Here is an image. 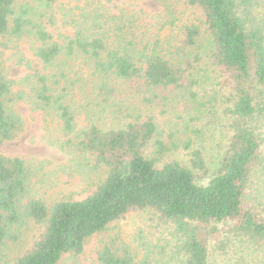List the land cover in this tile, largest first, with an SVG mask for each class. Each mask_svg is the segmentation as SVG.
I'll use <instances>...</instances> for the list:
<instances>
[{"label":"trees","instance_id":"16d2710c","mask_svg":"<svg viewBox=\"0 0 264 264\" xmlns=\"http://www.w3.org/2000/svg\"><path fill=\"white\" fill-rule=\"evenodd\" d=\"M55 1L40 0L47 8ZM16 2L0 0V38L20 37L30 24L27 9L15 13ZM186 4L201 21L182 26L178 45L161 36L176 26L175 18L156 32L138 16L101 5L81 12L73 22V35L61 43L35 27L41 44L34 55L43 72L30 78L29 94L12 93V83L0 68V142L13 139L21 129L20 118L7 106L13 100L52 113L67 135L74 134L76 115L83 110L86 128L66 143L94 169L105 170L82 199L47 206L28 197L26 163L0 154V251L17 238V226L29 221L42 226L11 264H59L64 257L81 254L93 235L139 211H150L168 224V238L162 244L154 234L138 233L132 243L118 244L114 238L100 247L98 264H214L213 252L224 255L229 245L238 259L240 253H255L253 263L264 264V255H256L264 254V0ZM202 28L215 71L209 94L197 90L199 57H186ZM158 90L180 92L199 119L206 116L208 126L220 133L225 144L214 170L207 165L203 141L176 144L160 138L153 116L129 103L139 94L151 105L154 97L143 95ZM95 106L104 113L108 109L112 119L121 114L127 121L117 127L100 124ZM179 146L188 153L186 164L164 158ZM150 148L154 157L146 155ZM239 264L249 263L244 256Z\"/></svg>","mask_w":264,"mask_h":264},{"label":"rangeland","instance_id":"374dc122","mask_svg":"<svg viewBox=\"0 0 264 264\" xmlns=\"http://www.w3.org/2000/svg\"><path fill=\"white\" fill-rule=\"evenodd\" d=\"M166 6H164V5ZM105 5L112 12L125 10L142 18L144 25L156 30L173 18L177 20L175 27H167L161 32L166 38L173 39V44L182 40L181 28L184 24H199V13L186 4V0H166L163 3L151 0H56L50 7L42 6L40 0H17L14 4L15 13L27 9V24L25 32L20 37L7 35L0 38V68L12 83V93L18 91L29 94L32 79L36 72H43L42 66L34 55V49L41 43L34 35L35 27L42 28L54 41L63 42L65 37L74 33L73 22L79 19L84 10H92ZM164 37V36H163ZM167 42V41H166ZM178 45V43L176 44ZM210 40L201 30L195 47L187 52V58L199 57L196 64V75L201 93L209 94L215 79V71L209 64ZM74 76L71 74V77ZM29 78V80H25ZM147 99L154 97V102L147 105L138 94L131 96L129 103L137 104L146 115L153 116L157 126L158 136L176 144L187 139L203 141L204 155L209 170H214L224 149L225 142L221 141L220 133L214 131V126H208L207 120L199 119L192 103L178 92L158 90L155 94L143 95ZM28 97L25 96L23 100ZM9 109L20 118L21 129L17 135L7 141L0 142V154L22 159L30 171L29 198L42 200L47 206L58 201L79 200L91 193L96 184L104 177V169L93 168L87 158L78 156L73 148L66 143L74 134L87 126V118L83 110L75 118L74 134H65L59 119L52 113L33 110L25 101L13 100L8 102ZM98 114L100 124L118 126L119 122L127 121L118 114L117 119L104 113L96 106L92 108ZM205 119V120H204ZM197 132H196V131ZM158 138V137H157ZM154 148L146 151L148 157H154ZM165 155L166 160L176 159L184 164L189 160L187 151L179 146ZM201 177V176H200ZM207 178L201 177L206 183ZM42 226L32 222L23 223L15 229L16 239L5 245L0 251V264H11L15 258L23 254L36 239ZM156 232V233H155ZM153 235L156 243L162 244L168 238L169 226L160 221L150 211L133 212L124 219L110 225L101 234H96L86 240L83 252L77 256L64 257L59 264H98L97 253L102 245L119 238L121 242H131L136 235ZM211 246L210 249H212ZM240 245V249H242ZM223 254L213 252L214 264H239L245 256L246 262L253 263L254 254H235V247L229 245ZM256 255L261 256L259 252ZM262 257V256H261Z\"/></svg>","mask_w":264,"mask_h":264}]
</instances>
